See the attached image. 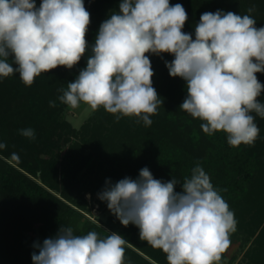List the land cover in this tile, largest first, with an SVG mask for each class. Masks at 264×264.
I'll list each match as a JSON object with an SVG mask.
<instances>
[{
	"label": "clouds",
	"instance_id": "clouds-1",
	"mask_svg": "<svg viewBox=\"0 0 264 264\" xmlns=\"http://www.w3.org/2000/svg\"><path fill=\"white\" fill-rule=\"evenodd\" d=\"M254 8H249L251 13ZM188 15L170 0H121L119 11L99 27L89 52L86 34L90 13L84 0H0V79L19 74L32 86L42 73L75 67L88 54L60 102L101 107L119 121L134 117L152 124L163 100L153 87L149 55L169 54V75L186 82L187 95L179 108L202 121V131L227 135L231 147L253 145L260 129L253 113L264 119L258 100L264 84V27L250 15L232 11L204 12L195 25V38L183 28ZM11 58L12 63H9ZM15 65V67L13 66ZM55 106L54 102H50ZM35 139L31 128L20 130ZM0 143V149L6 148ZM15 157L16 154H13ZM178 181L163 182L144 167L136 179L106 181L98 198L120 223L135 225L139 238L162 250L168 264H216L236 230L235 214L197 164ZM126 240L118 233L101 238L96 231L77 235L61 227L55 237L36 243L33 264H124Z\"/></svg>",
	"mask_w": 264,
	"mask_h": 264
},
{
	"label": "trees",
	"instance_id": "trees-1",
	"mask_svg": "<svg viewBox=\"0 0 264 264\" xmlns=\"http://www.w3.org/2000/svg\"><path fill=\"white\" fill-rule=\"evenodd\" d=\"M41 2L36 0V6ZM84 3L90 13L86 34L90 52L101 23L111 15L102 19L107 4H115L118 12L120 0H84ZM176 3L182 4L187 12L183 28L186 33H192L199 23L194 18L200 20L204 12L216 10L250 15L256 20L257 28L264 27V0H170V4ZM249 8L254 11L249 13ZM146 55L155 73L153 87L163 100L158 114L150 117L152 124L137 123L134 117L117 121L101 107L83 126L85 134L79 141L91 148L90 155L77 161L74 155L80 144L72 145L63 159L61 173L58 160L46 156L49 151L46 157L34 151L42 153L45 146L57 147L54 137L59 129L60 136L62 128L71 131L68 122L62 123L56 118L65 106L59 100L63 94L61 80L76 79L87 65L88 54L72 69L60 66L42 73L30 87L23 84L18 73L0 79V109L8 112L9 108L11 112L12 106L16 107L17 116L15 121L6 120L2 126L8 138L12 137L16 143L17 150L0 149L7 158L0 156V264H33L32 253H38L34 244L55 237L61 227H72L77 235H86L89 231H96L101 238L113 232L122 235L126 240L124 264H168L162 250L141 240L139 229L133 224L125 227L116 216L105 223L88 218L83 222L88 205L84 193H100L108 180L136 179L144 167L163 182L175 178L178 181L175 190L181 192L184 178L191 176L197 164L229 204L236 225L255 236L248 251L249 264H264V119L253 113L260 129L253 145L231 147L224 132L205 134L200 127L202 121L179 108L187 95L186 82L171 77L165 64L174 57L166 53ZM8 62L12 63L11 58ZM256 75L264 84V73ZM258 100L264 103V92ZM23 106L26 110H22ZM111 120L114 125L106 132ZM20 127L33 129L38 140L27 141L20 134ZM92 127L94 131L97 129L96 134H90ZM92 157L95 159L90 162ZM85 164L88 165L85 167ZM24 248H28L25 258L21 256Z\"/></svg>",
	"mask_w": 264,
	"mask_h": 264
},
{
	"label": "rangeland",
	"instance_id": "rangeland-1",
	"mask_svg": "<svg viewBox=\"0 0 264 264\" xmlns=\"http://www.w3.org/2000/svg\"><path fill=\"white\" fill-rule=\"evenodd\" d=\"M119 0H117L118 2ZM121 2V0H120ZM116 7L115 4H107L106 10L104 11L105 14L103 15V20L106 19V17L108 15H110V13L116 11ZM194 21H199L196 20L195 18L193 19ZM194 32L195 30L192 31V35L194 36ZM172 60V59H171ZM171 62V61H169ZM61 77V75L59 74V78ZM51 80L53 81L54 78ZM50 80V81H51ZM75 79H71V78H66L61 80L62 83L60 85V89H64L67 90V84L70 82H73ZM36 99V98H35ZM39 100V99H37ZM58 101H56L57 103ZM35 103H38L37 101ZM12 106V104H11ZM3 107V106H1ZM27 108V107H26ZM26 108L23 106L22 110H26ZM62 110L59 112V114L57 115V119L59 121H61L62 123L64 122H68L72 129L71 131L67 130L66 128H62V132H61V136H60V130L58 132H56V136L54 137L56 139L57 142V147H50V146H45L44 151L41 153V151L35 150L34 152H38L39 154H41L43 157H55L58 160V165L60 167V173H61V169H62V162L64 157L68 154L69 150L72 148V145L79 143V141L82 140V136L85 134L84 130H83V126L90 122L92 120V118L96 115L97 111L92 110L88 105L81 103L79 107L76 108H71L68 106H64L61 108ZM15 110L16 107L12 106V110L11 112L10 109L8 108V112H2V110L0 109V142L1 143H5L7 145L6 148H4V150H7L9 147V149H11L10 151H15L17 150V145L16 143H14L11 137V139L8 138L7 132L3 130L4 124L6 123V120L9 121H15L17 116H15ZM94 122V121H93ZM91 122V124L93 123ZM96 123V121H95ZM98 124H101V121H99ZM98 124H96L97 126H99ZM108 130H106V132H108L109 130L112 129L114 123L112 122V120L110 122H108ZM95 125H93L94 127ZM93 127L91 128L90 134H96L97 129L94 131ZM21 128V127H20ZM19 128V131L22 129H27V128ZM96 128V127H95ZM98 128V132H100V128ZM84 137V136H83ZM26 138V137H25ZM28 140H34L37 141L38 138L37 136H35V139H30L27 138ZM80 145L78 147V153L77 155H74L75 157H77V161H80L81 159H83L85 156L88 157L90 155L91 152V148L90 147H86L83 146V143L80 142ZM14 146H16V149H14ZM36 147V146H35ZM19 151V150H18ZM26 151V150H25ZM29 151V150H28ZM49 151L48 155H46V153ZM20 152H21V148H20ZM46 155V156H45ZM0 156H2L3 158L7 159L6 156H4L1 152H0ZM21 158V157H20ZM95 159V157H92L90 159V162H92ZM89 162V163H90ZM88 164H85V167ZM112 183H115L116 181H111ZM85 194V199L88 202L87 205V211L85 212L86 218H83V222H85L88 219H90L91 221L94 222H107L109 221V219L111 217H114L115 215L108 209L107 204L102 205V200H100L98 198V192L97 193H84ZM255 236H251L250 234L247 233V231L242 230L241 228H239L236 225V230L235 232L230 234V244L229 247L221 254V259L220 261L216 262V264H249L250 259L248 257V251L251 248V245L253 243ZM28 255V248H24L22 249V254L21 256L23 258L27 257Z\"/></svg>",
	"mask_w": 264,
	"mask_h": 264
}]
</instances>
